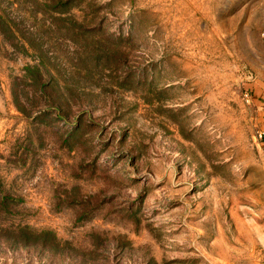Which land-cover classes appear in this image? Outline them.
<instances>
[{
  "label": "rangeland",
  "instance_id": "374dc122",
  "mask_svg": "<svg viewBox=\"0 0 264 264\" xmlns=\"http://www.w3.org/2000/svg\"><path fill=\"white\" fill-rule=\"evenodd\" d=\"M263 32L264 0H0V264H264Z\"/></svg>",
  "mask_w": 264,
  "mask_h": 264
},
{
  "label": "crops",
  "instance_id": "0c3cea01",
  "mask_svg": "<svg viewBox=\"0 0 264 264\" xmlns=\"http://www.w3.org/2000/svg\"><path fill=\"white\" fill-rule=\"evenodd\" d=\"M262 44L264 47V32ZM247 85L254 104L257 132L263 133L262 137L258 138V146L264 154V62L261 63L258 71L250 74Z\"/></svg>",
  "mask_w": 264,
  "mask_h": 264
},
{
  "label": "built area",
  "instance_id": "2783aa9c",
  "mask_svg": "<svg viewBox=\"0 0 264 264\" xmlns=\"http://www.w3.org/2000/svg\"><path fill=\"white\" fill-rule=\"evenodd\" d=\"M247 95V93H245V96ZM257 138H261L262 137V135H263V133L262 132H257Z\"/></svg>",
  "mask_w": 264,
  "mask_h": 264
}]
</instances>
